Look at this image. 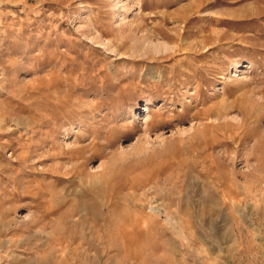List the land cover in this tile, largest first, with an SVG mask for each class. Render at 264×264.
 I'll list each match as a JSON object with an SVG mask.
<instances>
[{"label":"rangeland","instance_id":"374dc122","mask_svg":"<svg viewBox=\"0 0 264 264\" xmlns=\"http://www.w3.org/2000/svg\"><path fill=\"white\" fill-rule=\"evenodd\" d=\"M0 264H264V0H0Z\"/></svg>","mask_w":264,"mask_h":264}]
</instances>
